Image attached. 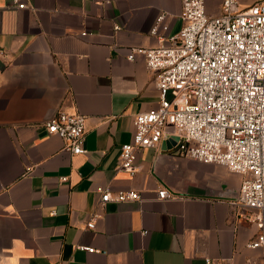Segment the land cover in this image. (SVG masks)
I'll list each match as a JSON object with an SVG mask.
<instances>
[{"label": "crops", "instance_id": "1", "mask_svg": "<svg viewBox=\"0 0 264 264\" xmlns=\"http://www.w3.org/2000/svg\"><path fill=\"white\" fill-rule=\"evenodd\" d=\"M220 3L205 0L206 12ZM180 10L181 0H0V264H263L246 245L260 225L231 205L241 175L180 155L171 136L141 148L133 174L118 169L134 116L159 99L154 71L127 54L158 44L160 13V32L176 33ZM58 109L85 116L84 152L47 131ZM105 187L140 198L101 203ZM161 187L175 194L159 199Z\"/></svg>", "mask_w": 264, "mask_h": 264}, {"label": "built area", "instance_id": "2", "mask_svg": "<svg viewBox=\"0 0 264 264\" xmlns=\"http://www.w3.org/2000/svg\"><path fill=\"white\" fill-rule=\"evenodd\" d=\"M179 17L180 29L165 36L160 32L167 29L165 13H160L150 29L158 44L129 49L127 59L142 55L154 71L159 99L134 116L132 137L119 148L118 169L133 174L141 148L176 135L180 155L241 175L231 205L241 209V219L260 225L246 245L262 249L264 264V0H221L216 15L206 12L205 0H181ZM44 124L72 153L85 151L84 115L58 109ZM173 195L165 187L157 190L159 199ZM139 198L136 189L100 191L101 203ZM96 216L91 214L87 227L93 228Z\"/></svg>", "mask_w": 264, "mask_h": 264}, {"label": "water", "instance_id": "3", "mask_svg": "<svg viewBox=\"0 0 264 264\" xmlns=\"http://www.w3.org/2000/svg\"><path fill=\"white\" fill-rule=\"evenodd\" d=\"M57 110H55V111H53L51 114H49L45 119H44V121H46V120H48L49 118H51L52 117V115L56 112ZM178 139V137L176 136V135H172L169 139H167L166 141L167 142H171V143H175V140H177ZM162 142V141H161ZM160 142V143H161ZM173 194H175L173 191H171ZM238 192H239V186H238V188H237V190H236V193H235V195L233 196V197H231V200H235L236 198H237V196H238Z\"/></svg>", "mask_w": 264, "mask_h": 264}, {"label": "rangeland", "instance_id": "4", "mask_svg": "<svg viewBox=\"0 0 264 264\" xmlns=\"http://www.w3.org/2000/svg\"><path fill=\"white\" fill-rule=\"evenodd\" d=\"M241 3H246V2H249L251 0H239Z\"/></svg>", "mask_w": 264, "mask_h": 264}]
</instances>
